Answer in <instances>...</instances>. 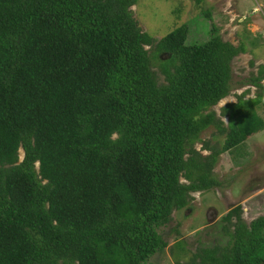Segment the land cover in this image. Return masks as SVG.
Returning <instances> with one entry per match:
<instances>
[{"label":"trees","instance_id":"trees-1","mask_svg":"<svg viewBox=\"0 0 264 264\" xmlns=\"http://www.w3.org/2000/svg\"><path fill=\"white\" fill-rule=\"evenodd\" d=\"M136 1L0 0V264H144L173 211L221 184L220 154L264 129V64L226 126L212 109L243 42L214 24L201 43L186 24L155 38ZM209 127L224 140L202 154ZM222 220L228 241L182 264H264V214Z\"/></svg>","mask_w":264,"mask_h":264},{"label":"rangeland","instance_id":"rangeland-1","mask_svg":"<svg viewBox=\"0 0 264 264\" xmlns=\"http://www.w3.org/2000/svg\"><path fill=\"white\" fill-rule=\"evenodd\" d=\"M264 0H137L131 6L133 16L143 31L155 38L166 35L175 27L186 24L187 42L201 43L209 37L214 24L223 40L237 45L243 42L244 52L231 61L230 91L212 109L221 116V107L235 102L237 95L254 97L259 90L250 81L259 64L264 62ZM258 3H261L259 6ZM209 13V15H207ZM162 80V76H160ZM264 120V104L254 107ZM195 143L202 154V142L220 147L224 135L209 127ZM20 149L19 156L22 158ZM214 174L221 184L208 191L192 193L189 205L174 210L171 220L158 228L167 246L153 254L144 264H182L190 260L200 246L225 244L222 216L236 205L242 209V218L249 223L264 214V129L250 135L242 143L220 154ZM183 181L184 179L181 178Z\"/></svg>","mask_w":264,"mask_h":264},{"label":"crops","instance_id":"crops-1","mask_svg":"<svg viewBox=\"0 0 264 264\" xmlns=\"http://www.w3.org/2000/svg\"><path fill=\"white\" fill-rule=\"evenodd\" d=\"M248 2V0H241V3H247ZM263 3H264V1H263ZM259 4V6H261V3H258ZM264 11V10H263ZM264 14V13H263ZM262 32H264V30L262 31ZM263 64H264V62H263Z\"/></svg>","mask_w":264,"mask_h":264},{"label":"flooded vegetation","instance_id":"flooded-vegetation-1","mask_svg":"<svg viewBox=\"0 0 264 264\" xmlns=\"http://www.w3.org/2000/svg\"><path fill=\"white\" fill-rule=\"evenodd\" d=\"M261 82H264V79H263V80H261Z\"/></svg>","mask_w":264,"mask_h":264},{"label":"built area","instance_id":"built-area-1","mask_svg":"<svg viewBox=\"0 0 264 264\" xmlns=\"http://www.w3.org/2000/svg\"><path fill=\"white\" fill-rule=\"evenodd\" d=\"M198 192V191H197ZM192 193H194V192H192ZM192 193H191V195H192Z\"/></svg>","mask_w":264,"mask_h":264},{"label":"clouds","instance_id":"clouds-1","mask_svg":"<svg viewBox=\"0 0 264 264\" xmlns=\"http://www.w3.org/2000/svg\"><path fill=\"white\" fill-rule=\"evenodd\" d=\"M199 192V191H198Z\"/></svg>","mask_w":264,"mask_h":264}]
</instances>
